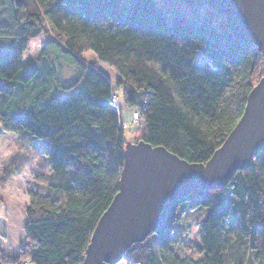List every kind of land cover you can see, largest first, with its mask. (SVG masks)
<instances>
[{
  "label": "trees",
  "instance_id": "trees-1",
  "mask_svg": "<svg viewBox=\"0 0 264 264\" xmlns=\"http://www.w3.org/2000/svg\"><path fill=\"white\" fill-rule=\"evenodd\" d=\"M199 6L208 15H197ZM40 36L46 41L36 64L23 53ZM88 51L116 73L120 94L98 67L84 63ZM60 61L74 70L67 83L58 76ZM263 74L264 54L229 31L207 0H0V145L9 135L21 138L49 171L38 174L45 183L28 193L27 204H2L0 260L82 264L118 190L123 123L130 125L132 113L138 129L131 142L205 162ZM113 94L131 111L128 122L111 109ZM24 160L3 179L30 163ZM197 207L207 209L197 257L178 255L174 224ZM121 261L264 264V148L223 186L179 197Z\"/></svg>",
  "mask_w": 264,
  "mask_h": 264
},
{
  "label": "water",
  "instance_id": "water-1",
  "mask_svg": "<svg viewBox=\"0 0 264 264\" xmlns=\"http://www.w3.org/2000/svg\"><path fill=\"white\" fill-rule=\"evenodd\" d=\"M237 38L264 54V0H207ZM264 148V74L243 112L205 162H188L160 145L126 141L118 190L91 233L82 264H116L155 230L165 211L193 189H217Z\"/></svg>",
  "mask_w": 264,
  "mask_h": 264
},
{
  "label": "rangeland",
  "instance_id": "rangeland-1",
  "mask_svg": "<svg viewBox=\"0 0 264 264\" xmlns=\"http://www.w3.org/2000/svg\"><path fill=\"white\" fill-rule=\"evenodd\" d=\"M197 15L204 16L208 15L203 6H199L197 9ZM217 19L213 18V22ZM46 41L44 36L32 39L28 43L27 50L23 53V58L33 59L36 64H41L39 53ZM82 60L86 65H93L98 67L110 81L111 86L117 94L119 89L115 87V81L117 79L116 73L108 65L97 61L93 52L88 51L82 54ZM58 76L63 83L69 82L74 77L73 68L60 61L57 64ZM59 94L63 95L62 90ZM113 111L120 110L121 120L128 122L130 120L131 111L124 106L123 99L118 97V100L114 105L111 106ZM138 125H127L123 127L124 135L127 141L135 140ZM29 159L30 163L24 164L18 171V173L5 177L3 174L5 170L11 169L19 161H25ZM48 167L46 161L40 157L34 150L30 149V146L24 142L21 138L9 135L5 137L3 143L0 145V216L2 215V204L5 202H11L17 206H23L28 202V193L30 191L42 189L39 185L45 183V178L39 177V173L44 175L48 174ZM3 176V177H2ZM37 184V185H36ZM207 209L205 207H197L192 210L186 211L181 214L175 222V227L172 233V249L181 256L197 257L199 244L198 240V227L205 218ZM116 264H124L119 261Z\"/></svg>",
  "mask_w": 264,
  "mask_h": 264
},
{
  "label": "built area",
  "instance_id": "built-area-1",
  "mask_svg": "<svg viewBox=\"0 0 264 264\" xmlns=\"http://www.w3.org/2000/svg\"><path fill=\"white\" fill-rule=\"evenodd\" d=\"M112 97H111V100H112V102L113 103H116V96L113 94V95H111ZM138 121V116H137V114L135 113V112H133L132 113V120L130 121V122H128V124H134V122L136 123ZM126 125V123H123V126H125ZM0 264H7V263H5V262H3V261H1L0 260ZM18 264H33V263H31L30 261H28V260H24V259H22V260H20L19 262H18Z\"/></svg>",
  "mask_w": 264,
  "mask_h": 264
}]
</instances>
